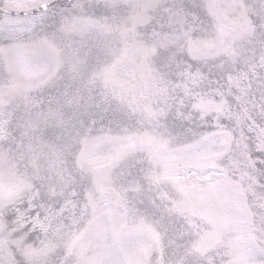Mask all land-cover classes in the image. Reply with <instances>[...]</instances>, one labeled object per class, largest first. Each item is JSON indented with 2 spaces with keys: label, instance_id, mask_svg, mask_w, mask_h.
Instances as JSON below:
<instances>
[{
  "label": "snow or ice",
  "instance_id": "6c2138e0",
  "mask_svg": "<svg viewBox=\"0 0 264 264\" xmlns=\"http://www.w3.org/2000/svg\"><path fill=\"white\" fill-rule=\"evenodd\" d=\"M0 264H264V0H0Z\"/></svg>",
  "mask_w": 264,
  "mask_h": 264
}]
</instances>
